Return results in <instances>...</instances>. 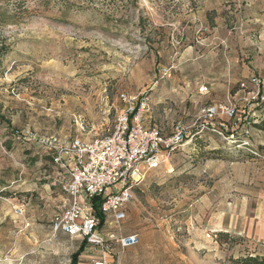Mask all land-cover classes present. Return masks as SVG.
<instances>
[{"label":"rangeland","instance_id":"1","mask_svg":"<svg viewBox=\"0 0 264 264\" xmlns=\"http://www.w3.org/2000/svg\"><path fill=\"white\" fill-rule=\"evenodd\" d=\"M67 1L0 0V264H71L83 239L50 236L65 195L39 140L108 133L122 92L149 97L146 126L189 134L133 189L125 218L100 223L139 238L110 242L108 263L264 259V0ZM223 100L236 116L202 122Z\"/></svg>","mask_w":264,"mask_h":264},{"label":"built area","instance_id":"2","mask_svg":"<svg viewBox=\"0 0 264 264\" xmlns=\"http://www.w3.org/2000/svg\"><path fill=\"white\" fill-rule=\"evenodd\" d=\"M161 73L168 74V68L162 67ZM199 91L205 93L208 88L201 85ZM119 98L124 109L116 116L108 133L86 140L80 136L81 125L80 134L73 137L69 145L62 144L56 135L39 140L57 169L52 184L66 199L51 220L50 236L53 239L58 233H64L82 238L99 254L93 264H109L106 255L110 242L126 248L139 240L136 233L113 230L104 233L94 200L97 199L106 220L110 218L119 224L125 218L133 189L144 181L149 169L156 167L170 151L180 148L189 134V127L181 124L170 135L161 134L155 126H146L142 120L143 113L149 109L146 94L137 99L135 95L122 92ZM237 110L234 103L225 100L206 104L201 110L202 122L232 118ZM193 125L197 134V119Z\"/></svg>","mask_w":264,"mask_h":264},{"label":"trees","instance_id":"3","mask_svg":"<svg viewBox=\"0 0 264 264\" xmlns=\"http://www.w3.org/2000/svg\"><path fill=\"white\" fill-rule=\"evenodd\" d=\"M64 3L65 7H70L72 6V3H69L67 0H62ZM7 45H4L3 42L1 41L0 43V56L6 52L7 50ZM94 207H95V211L96 213L99 215V220L100 223L102 222V220L104 219L103 214L100 212V209L98 207V202L97 199L94 200ZM84 244H85V240H82L81 244H79V246L77 247L76 250H74L70 257H71V264H77V260H78V256L79 254L83 251L84 249ZM235 262L237 264H264V259L258 255H245L242 257H238L235 259Z\"/></svg>","mask_w":264,"mask_h":264},{"label":"crops","instance_id":"4","mask_svg":"<svg viewBox=\"0 0 264 264\" xmlns=\"http://www.w3.org/2000/svg\"><path fill=\"white\" fill-rule=\"evenodd\" d=\"M206 93V92H205ZM65 201H66V199H65ZM65 205V202L63 203V206ZM62 206V207H63ZM85 253V250L83 249V251L79 254V256H78V260H77V264H93L92 262H93V260L94 259H96L97 257H96V255H93V254H85V257L83 258V259H85V262H82V260L83 259H80V257L83 255ZM89 257H91L90 259L92 260V262H89V261H87L88 259L87 258H89Z\"/></svg>","mask_w":264,"mask_h":264}]
</instances>
